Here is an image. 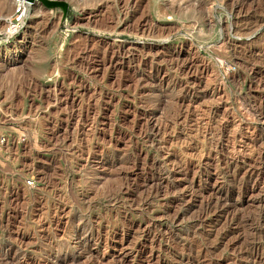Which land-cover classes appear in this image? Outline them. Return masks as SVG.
<instances>
[{
  "label": "rangeland",
  "instance_id": "obj_1",
  "mask_svg": "<svg viewBox=\"0 0 264 264\" xmlns=\"http://www.w3.org/2000/svg\"><path fill=\"white\" fill-rule=\"evenodd\" d=\"M13 1L0 264H264V0Z\"/></svg>",
  "mask_w": 264,
  "mask_h": 264
},
{
  "label": "bare ground",
  "instance_id": "obj_2",
  "mask_svg": "<svg viewBox=\"0 0 264 264\" xmlns=\"http://www.w3.org/2000/svg\"><path fill=\"white\" fill-rule=\"evenodd\" d=\"M8 2H9V0H0V7H4V6H6L7 4H8ZM13 5H11L12 7H15L16 8V6H18V5H23V9H24V12H23V14H24V16H26L25 14H27V13H29L30 12V10L33 8V6L35 5V3H34V1L32 2V1H27V0H14L13 2ZM30 14V13H29ZM8 17H6L7 18V20L9 21V12H8ZM24 18H26V17H24ZM9 31L11 32H13V29H9ZM5 49V48H4ZM11 51V50H10Z\"/></svg>",
  "mask_w": 264,
  "mask_h": 264
},
{
  "label": "built area",
  "instance_id": "obj_3",
  "mask_svg": "<svg viewBox=\"0 0 264 264\" xmlns=\"http://www.w3.org/2000/svg\"><path fill=\"white\" fill-rule=\"evenodd\" d=\"M15 13H17V15L15 16V21H13L12 19H10L9 20L10 24L8 26L15 27L17 29L13 33H10L9 32V35H8L9 37L12 36V35H14L16 33V31H18V29L20 27L19 23L21 22L20 19H21L22 15H23V5L16 6ZM33 182H34V180H33L32 177L31 178H27V183L28 184H33Z\"/></svg>",
  "mask_w": 264,
  "mask_h": 264
},
{
  "label": "water",
  "instance_id": "obj_4",
  "mask_svg": "<svg viewBox=\"0 0 264 264\" xmlns=\"http://www.w3.org/2000/svg\"><path fill=\"white\" fill-rule=\"evenodd\" d=\"M27 1H33V0H27ZM43 2H49V1H52V2H55L54 0H41Z\"/></svg>",
  "mask_w": 264,
  "mask_h": 264
}]
</instances>
